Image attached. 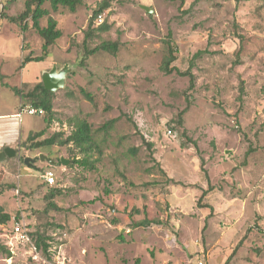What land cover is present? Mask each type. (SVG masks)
<instances>
[{
    "label": "rangeland",
    "instance_id": "1",
    "mask_svg": "<svg viewBox=\"0 0 264 264\" xmlns=\"http://www.w3.org/2000/svg\"><path fill=\"white\" fill-rule=\"evenodd\" d=\"M23 1L5 12L20 13ZM100 1L73 13L43 5L62 32L47 70L67 64L68 72L39 144L0 163V208L10 215L0 244L11 252H0V264H264V0H109L86 46L118 49L86 54ZM101 24L109 28L96 30ZM12 27L0 19V113L24 101L15 90L25 51ZM168 32L172 66L193 74L191 86L189 76L160 69ZM77 116L93 127L115 120L92 171L71 165L65 147H41ZM19 118L24 132L45 126L42 115ZM40 153L68 164H24ZM57 189L54 209L48 195ZM14 218L49 236L47 254L13 238Z\"/></svg>",
    "mask_w": 264,
    "mask_h": 264
},
{
    "label": "trees",
    "instance_id": "2",
    "mask_svg": "<svg viewBox=\"0 0 264 264\" xmlns=\"http://www.w3.org/2000/svg\"><path fill=\"white\" fill-rule=\"evenodd\" d=\"M13 1L14 0L0 1V19L4 18L13 24H16L20 30L24 31L27 29L26 22L24 21L25 19L30 18L31 28L36 31L37 35L42 40L41 54L38 56H32L31 54L24 56L21 64L23 67L30 61L43 60L48 54L49 47L52 46L62 35L61 30L57 28V21L50 15L49 10L43 7L44 3L48 2L52 11H56L60 6H62L66 7L70 12L73 13L76 11L78 6L83 4L84 0H24V9L18 14L9 16L5 11ZM109 5V0H101L92 10V13L88 19L87 30L82 42L86 54H92L99 50L115 53L118 49L117 43L110 41H102L91 49H87L86 46V42L90 38L91 31L95 29L93 27L94 21L104 10L109 8ZM43 17L46 18V24L44 26L40 24V20ZM108 28L109 27L106 24H101L96 27V30L102 32L106 31ZM165 44L166 55L161 61L160 69L166 74H169L175 70L180 75L189 76L191 86L193 84V74L189 70L182 72L175 68V66H172V62L176 58V48L172 43L170 32L167 33ZM200 53L201 52L198 51L195 55ZM15 91L24 97L25 102L35 107H41L44 110V114L42 116L45 123L44 128L39 131L28 133L25 139L21 140L18 145L19 148L30 149L35 147V142L38 141L40 137L45 135L46 130L54 120L53 92L46 90L41 80L29 88L16 89ZM114 121L115 120L105 121L100 126L93 127V125L86 119L85 116L81 118L77 116L75 119L71 120V130H69L68 133L63 131L53 132L41 140V147H51L53 145L65 147L66 153L68 155L67 157L70 156L71 165L75 164L84 170L92 171L95 169V163L98 161L103 152V143L105 142V139L102 138V135L107 137L108 131L110 128H112L111 126ZM147 145L151 146L150 143ZM132 151H134V149H132ZM52 160L54 162L56 160L57 163L60 162V158H53ZM58 193H60L59 189L52 190V192H50L48 195L49 203L53 205L54 209H57V207L51 202V198H53ZM203 195L204 192L202 193L201 197H203ZM200 199L198 200V205L201 204ZM208 208L212 209L211 206H208ZM9 219L10 215L8 213L1 212L0 208V224L6 223ZM156 223L160 222L156 221ZM138 225H141V223ZM26 227L30 242L33 245L35 251L45 252L47 254L49 249V236H47L41 228H39L40 230L35 228L32 231L27 223ZM0 252L5 253L6 256H9L11 253L9 247L3 244H0Z\"/></svg>",
    "mask_w": 264,
    "mask_h": 264
},
{
    "label": "crops",
    "instance_id": "3",
    "mask_svg": "<svg viewBox=\"0 0 264 264\" xmlns=\"http://www.w3.org/2000/svg\"><path fill=\"white\" fill-rule=\"evenodd\" d=\"M7 15L11 16L13 14H7ZM12 25L13 27L11 28V31L13 32V35H15V38L20 40V43H21L20 45L25 51L23 55L24 56L28 54H31L32 56L40 55L42 40L40 39L39 36H37L38 46H35L32 44V42L30 41V38L34 37L32 34L34 33V30L31 28V25H29L27 29L24 31L20 30L16 24L12 23ZM49 49H48V53H49ZM37 51L39 52L36 53ZM0 54L2 55L3 51H0ZM51 63H52V59L48 60V54L43 60L30 61L26 63L23 66L24 69H22V72L20 73V83L21 84L19 88L20 89L29 88L33 86L35 83L39 82L41 79L37 77L40 75V78H41L42 74L48 71L47 70L48 65ZM53 65L55 64L53 63L51 66ZM26 105H31V104L25 101H21L19 98L17 103H15V105L9 111L5 113L4 112L0 113V151L3 150L5 147H11V148L17 149L20 141L25 139L28 133L39 131L42 128H44L43 126L39 130H28L26 132L22 131L21 125H20V118L18 116V112H19L18 110L22 106H26Z\"/></svg>",
    "mask_w": 264,
    "mask_h": 264
},
{
    "label": "water",
    "instance_id": "4",
    "mask_svg": "<svg viewBox=\"0 0 264 264\" xmlns=\"http://www.w3.org/2000/svg\"><path fill=\"white\" fill-rule=\"evenodd\" d=\"M140 6L149 14L153 12V10L148 6L145 5H140ZM67 72H68L67 64H65L61 69H57L56 65H53L51 69L44 72L41 76V81L44 88L50 92H55L56 90L63 88L65 85V78ZM38 144L39 141H36L35 146H37ZM17 153H18L17 149L11 147H5L3 150L0 151V163L6 161L7 158L15 157ZM37 158H39V160H46L50 164L55 163L51 158L47 157L42 153L38 154V156L35 157L25 156L23 162L26 165L33 166ZM60 162L61 164L64 165L68 164V160H66L63 157H60Z\"/></svg>",
    "mask_w": 264,
    "mask_h": 264
},
{
    "label": "built area",
    "instance_id": "5",
    "mask_svg": "<svg viewBox=\"0 0 264 264\" xmlns=\"http://www.w3.org/2000/svg\"><path fill=\"white\" fill-rule=\"evenodd\" d=\"M98 20L101 21L102 17L101 15L98 16ZM21 113H27L30 115H42L44 114V110L41 107H35L32 105H26V106H22L19 109L18 112V116L20 117ZM44 181L48 184V185H52L55 181H54V176L53 173L51 171H46L43 175ZM12 234H13V238L23 244H27V246H29L32 250L35 251L33 245L30 242L28 233H27V227H26V223L24 221L23 218L19 219V218H14L12 221Z\"/></svg>",
    "mask_w": 264,
    "mask_h": 264
}]
</instances>
